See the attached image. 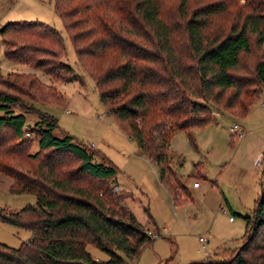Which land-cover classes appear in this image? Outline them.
I'll list each match as a JSON object with an SVG mask.
<instances>
[{"label": "trees", "instance_id": "1", "mask_svg": "<svg viewBox=\"0 0 264 264\" xmlns=\"http://www.w3.org/2000/svg\"><path fill=\"white\" fill-rule=\"evenodd\" d=\"M164 1L52 0L76 64L92 78L100 102L110 106L109 114L136 142L139 154L154 163L176 204L178 190L185 188L167 155L169 139L176 131L189 133L212 122V104L221 111L233 109L232 116L246 114L254 101L246 88L252 80L231 71L241 54L250 52L251 42L264 46V0H175L174 21L164 16ZM218 16L229 22L210 29ZM15 28L38 31L21 37L20 54L5 50L6 58L42 69L51 81L82 82L62 60L34 58L39 52L66 56L58 30L40 21L18 20L5 23L0 35ZM50 41L57 49H48ZM255 74L264 85L263 60L255 65ZM28 82L35 99L44 96L62 103L49 86L41 90ZM19 104L18 97L0 91V129H10L20 140L9 147L8 136L0 138V173L12 180L10 193L33 194L35 204L0 213V222L30 232L18 248L0 243V264H128L126 258L137 256L153 238L123 205L126 195L108 186L78 185L84 174L111 182L115 166L104 156L95 162L89 151L93 148L74 137L53 135L59 127L51 115L42 113L34 126L26 124L27 112L13 110ZM24 127L38 136L30 163L25 159ZM64 154L74 156L79 165L65 169ZM19 164L26 169L20 170ZM241 241L232 257L210 264H264V176L252 210L244 216ZM87 244L105 252L107 259L93 260Z\"/></svg>", "mask_w": 264, "mask_h": 264}, {"label": "rangeland", "instance_id": "2", "mask_svg": "<svg viewBox=\"0 0 264 264\" xmlns=\"http://www.w3.org/2000/svg\"><path fill=\"white\" fill-rule=\"evenodd\" d=\"M175 3V0L162 2L164 16L173 21L176 16ZM18 20H36L58 30L64 41L66 56L52 57L47 53L43 56L39 52L34 58L55 63L60 59L81 75L82 82L51 81L42 69L6 58L5 50L15 49V54H20L17 49L22 43L21 37L27 38L38 31L15 28L0 35V91L18 97L20 107L14 106L13 110L15 113L27 112L26 124L34 126L40 120L39 116L44 115L42 113L51 115L59 127L53 135L62 137L64 133L68 134L76 142L94 147L89 151L95 154V162H100L104 156L115 166L116 176L111 182L84 174L78 185L116 187L113 188L116 194L126 195L123 205L153 238L152 242L141 247L137 256L126 258L128 264H210L229 259L232 251L241 245L244 216L252 210L264 176V85L255 74V65L264 61V46L257 47L251 42L250 52L241 54L239 65L231 71L235 76L252 80L246 88L254 101L244 116H232L233 109L221 111V107L212 104V122L192 128L189 133L180 130L171 135L167 155L175 173L182 176L179 177L180 182L200 184L197 190L190 185L189 197L178 190V202L174 204L170 190L158 179L154 163L139 154L136 142L123 132L120 123L109 114L110 106L100 102L92 78L76 64L71 42L52 0H0V28L7 22ZM228 22L225 17H215L210 29L227 25ZM46 44L49 45L48 49H57L51 41ZM29 80L40 85L41 90L49 86L62 103L44 96L35 99V89L27 87ZM230 93L228 91L225 97ZM234 125L242 133L239 130L230 131ZM26 129H23L24 144H28L25 159L30 163V156L38 150V136L27 133ZM3 134L9 138L7 146L18 145L20 140L14 137L10 129H0L1 139L5 138ZM62 157L65 169L76 168L80 163L70 154ZM198 163L206 178L204 180L200 179ZM17 166L22 171L26 169V165ZM11 182L8 176L0 173V213L16 212L35 204L33 194L10 193ZM228 217L234 222H229ZM29 238L28 230L0 222V243L18 248ZM199 238L203 241H199ZM85 249L93 260L107 259L106 253L92 244H87Z\"/></svg>", "mask_w": 264, "mask_h": 264}, {"label": "crops", "instance_id": "3", "mask_svg": "<svg viewBox=\"0 0 264 264\" xmlns=\"http://www.w3.org/2000/svg\"><path fill=\"white\" fill-rule=\"evenodd\" d=\"M170 140V139H169ZM168 144H169V142H168ZM94 148V147H93ZM198 167L200 168V174H201V178L200 179H206L205 178V176L201 173V165L198 163ZM174 170V169H173ZM175 171V170H174ZM178 176V175H177ZM178 177H182V176H178ZM184 179V178H183ZM199 183V182H198ZM193 184V183H192ZM192 184H186L185 182L183 183V187L185 188V190H180V192L181 193H184L185 194V197H189L190 196V193H189V188H190V185H191V188H193V189H195V190H197V189H199L200 188V184H198V186L197 187H193L192 186ZM259 194V193H258ZM258 196V195H257ZM257 198V197H256ZM256 200V199H255ZM254 200V201H255ZM229 218H231V217H228V221L229 222H234V220L233 219H231V220H229ZM164 264H166V263H164Z\"/></svg>", "mask_w": 264, "mask_h": 264}, {"label": "built area", "instance_id": "4", "mask_svg": "<svg viewBox=\"0 0 264 264\" xmlns=\"http://www.w3.org/2000/svg\"><path fill=\"white\" fill-rule=\"evenodd\" d=\"M236 130H239L240 131L239 133H242V131L236 125H234L232 128H230V131H232V132H235ZM198 184H199L198 182H193L192 186L197 187ZM113 188L115 189L116 187H113ZM229 220H231V218H229ZM199 241H203L202 238H199Z\"/></svg>", "mask_w": 264, "mask_h": 264}]
</instances>
